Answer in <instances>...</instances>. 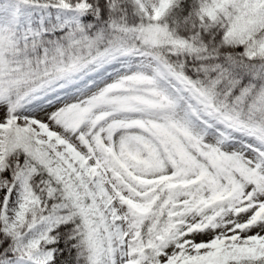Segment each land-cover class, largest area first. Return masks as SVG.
<instances>
[{"label":"snow or ice","instance_id":"snow-or-ice-1","mask_svg":"<svg viewBox=\"0 0 264 264\" xmlns=\"http://www.w3.org/2000/svg\"><path fill=\"white\" fill-rule=\"evenodd\" d=\"M0 264H264V0H0Z\"/></svg>","mask_w":264,"mask_h":264}]
</instances>
